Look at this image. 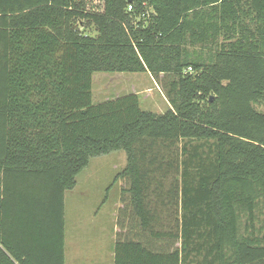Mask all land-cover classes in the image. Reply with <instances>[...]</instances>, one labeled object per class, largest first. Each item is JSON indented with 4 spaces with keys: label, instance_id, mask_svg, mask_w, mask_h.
Masks as SVG:
<instances>
[{
    "label": "trees",
    "instance_id": "1",
    "mask_svg": "<svg viewBox=\"0 0 264 264\" xmlns=\"http://www.w3.org/2000/svg\"><path fill=\"white\" fill-rule=\"evenodd\" d=\"M95 72H149L170 107L94 103ZM256 104L264 0H0V264H65V192L117 150L113 264H264Z\"/></svg>",
    "mask_w": 264,
    "mask_h": 264
},
{
    "label": "rangeland",
    "instance_id": "2",
    "mask_svg": "<svg viewBox=\"0 0 264 264\" xmlns=\"http://www.w3.org/2000/svg\"><path fill=\"white\" fill-rule=\"evenodd\" d=\"M84 8L99 10L102 8V0H83ZM148 15L152 10L146 3L144 4ZM79 28L82 30L84 24L81 21ZM90 34H95L93 26L87 27ZM92 101L101 102L105 99L113 98L129 92H135L140 98L142 109L150 110L156 113L165 112L167 108L166 98L161 88L160 82L149 72H95L92 75ZM257 109L264 111V104H256ZM126 164V155L123 150L112 151L107 154H101L90 158L89 164L84 167L76 176L77 184L74 188L67 190L64 196L65 202V263L81 264L82 257L74 259L70 255L71 229L78 220L84 223L88 221V215L98 213L104 220L109 218L106 214L111 212L113 219H117L122 204L121 188L125 185L121 178L116 175L121 172ZM75 222V223H74ZM102 229H90L86 232L84 246L86 252H93L95 259L97 257V244L94 241ZM94 241V242H93ZM106 246V243L104 244ZM113 246V245H112ZM94 247V248H93ZM88 248V249H87ZM113 250V248H112ZM84 254V253H82ZM92 260V258H89ZM87 259V260H89ZM86 262L85 258L84 261ZM113 264V260L109 262Z\"/></svg>",
    "mask_w": 264,
    "mask_h": 264
},
{
    "label": "crops",
    "instance_id": "3",
    "mask_svg": "<svg viewBox=\"0 0 264 264\" xmlns=\"http://www.w3.org/2000/svg\"><path fill=\"white\" fill-rule=\"evenodd\" d=\"M166 100L167 108L170 107L169 102ZM77 184V181H76ZM75 184V185H76ZM74 185V186H75ZM74 188V187H73ZM124 207L122 204L121 209ZM121 209H119L121 211ZM117 219L114 218L112 223L111 218V212L109 214L107 213L106 216H109L107 219H103L98 213H91L88 215V221L87 223H84L82 220L76 221L75 224H73L71 229V235H70V255L73 254L74 259H79V256L81 255L82 262L81 264H109L110 261L113 260V246L117 233L120 232V227L118 225V213ZM99 227V229H102L98 234V238H96L94 241H97V244L102 243V245L97 246V257H93L92 253L94 252H86V247L84 246V241L87 239L85 235L90 232H86L90 229ZM123 231V230H122ZM93 241V242H94ZM34 244V242H31ZM106 243V246L104 245ZM94 248V247H93ZM88 249V248H87ZM84 253V254H82ZM84 258L86 262L84 261ZM89 258H92L89 259ZM89 259V260H87ZM66 260V257H65ZM66 264V263H65Z\"/></svg>",
    "mask_w": 264,
    "mask_h": 264
},
{
    "label": "built area",
    "instance_id": "4",
    "mask_svg": "<svg viewBox=\"0 0 264 264\" xmlns=\"http://www.w3.org/2000/svg\"><path fill=\"white\" fill-rule=\"evenodd\" d=\"M129 9H131V5L129 6Z\"/></svg>",
    "mask_w": 264,
    "mask_h": 264
}]
</instances>
